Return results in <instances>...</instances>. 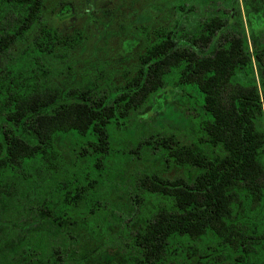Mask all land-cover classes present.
I'll return each instance as SVG.
<instances>
[{"label":"trees","instance_id":"obj_1","mask_svg":"<svg viewBox=\"0 0 264 264\" xmlns=\"http://www.w3.org/2000/svg\"><path fill=\"white\" fill-rule=\"evenodd\" d=\"M44 1L0 0V199L12 209L0 214V264H99L73 234L83 219L108 230L111 178L130 145L149 165L133 179L122 264H264V25L249 0L247 32L238 0L228 12L199 9V22L195 4L180 0L194 26L179 18L156 28L123 81L67 88L51 57L80 35L42 25L12 54L41 24ZM166 87L180 93L183 106L168 115L187 137L139 115ZM59 139L70 140L71 164ZM172 168L182 174L167 176ZM44 226L64 243L47 247Z\"/></svg>","mask_w":264,"mask_h":264},{"label":"rangeland","instance_id":"obj_2","mask_svg":"<svg viewBox=\"0 0 264 264\" xmlns=\"http://www.w3.org/2000/svg\"><path fill=\"white\" fill-rule=\"evenodd\" d=\"M180 0H45L41 10V24L34 25L27 33V38L12 47L13 56L40 32L41 26L53 27L62 35L78 34L80 43L77 46H58L56 55L51 57V68L54 80L63 88L79 86L88 83L103 84L109 76L116 83L123 81L125 75L133 72L139 53L146 43L154 38L153 31L159 27L174 25L181 18L184 26H194L193 12L181 17L177 8ZM195 4L196 19L200 18L199 9H207L210 13L228 12V0H191ZM239 12L235 15L242 17L246 32L248 31L245 0H238ZM251 17L258 28L264 25V0H249ZM204 15V14H203ZM198 18V22H199ZM232 21V20H231ZM235 24L233 20L231 25ZM236 27V26H234ZM187 30V28L185 29ZM228 26L225 33L231 32ZM218 44V40L216 41ZM4 56H0V66ZM179 92L166 87L158 95V101L147 104L140 112L143 117L147 112V121L167 132L179 133L181 137L189 136L186 126L179 125L168 115L170 107L177 109L183 103L179 99ZM169 110V111H168ZM144 125L146 120H144ZM163 127H165L163 129ZM188 130V131H187ZM193 130L191 131L192 134ZM59 149L68 164L74 158V151L69 139H59ZM133 149V150H132ZM133 151V152H132ZM123 160L119 169L111 178L109 196V225L107 231L94 228L87 219L81 220L82 227L76 234L75 249L86 255L89 260L99 264H122L126 262L125 253L129 246L132 222L129 217L135 213L132 199L133 179L149 163L142 161L140 150L131 145L122 152ZM182 171L172 168L167 176L181 175ZM9 203L0 199V214L11 211ZM4 214V213H3ZM129 226L123 227L124 223ZM45 227L47 247L63 244L59 231ZM53 228V227H51ZM94 228V230H92ZM62 255V253H60Z\"/></svg>","mask_w":264,"mask_h":264}]
</instances>
